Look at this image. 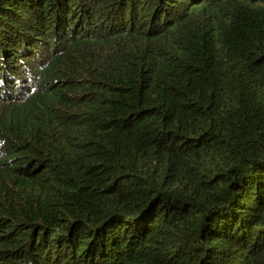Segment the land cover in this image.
Here are the masks:
<instances>
[{
    "label": "trees",
    "instance_id": "16d2710c",
    "mask_svg": "<svg viewBox=\"0 0 264 264\" xmlns=\"http://www.w3.org/2000/svg\"><path fill=\"white\" fill-rule=\"evenodd\" d=\"M0 264H264V0H0Z\"/></svg>",
    "mask_w": 264,
    "mask_h": 264
}]
</instances>
